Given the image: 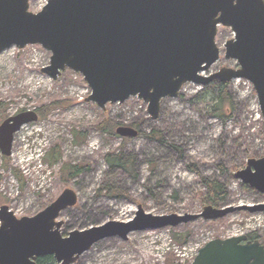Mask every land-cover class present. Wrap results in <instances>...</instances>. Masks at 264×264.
Listing matches in <instances>:
<instances>
[{
    "label": "rangeland",
    "instance_id": "1",
    "mask_svg": "<svg viewBox=\"0 0 264 264\" xmlns=\"http://www.w3.org/2000/svg\"><path fill=\"white\" fill-rule=\"evenodd\" d=\"M28 1L29 10L37 12L47 0ZM232 37L230 28L218 26L215 41L220 55L206 75L237 66L235 60L224 57V43ZM49 57L50 52L38 44L0 52V122L25 110L38 114L36 121L14 134L8 159L0 154V206L7 205L16 217L34 215L67 187L75 190L78 201L60 214L64 236L110 220L127 221L139 204L153 215L197 214L207 205L199 199L204 190L202 177L225 184L227 197L220 207L264 202L262 193L243 188L234 178L249 158L264 156V124L249 81L228 82L232 105L225 120L195 107L193 100L203 86L193 83H186L176 98H163L159 115L152 120L146 104L136 97L106 104L104 109L85 102L89 90L80 73L65 69L52 79L41 72ZM203 97L205 101L212 98L208 93ZM53 103L60 104L52 107ZM103 119L117 122L114 130L131 126L141 134L120 137L100 131L96 124ZM73 129L85 135L76 139ZM55 145L61 158L51 165L45 156ZM120 149L133 157L131 172L109 167L104 161L105 154ZM66 163L84 168L66 179L61 173ZM107 185L113 187L111 193ZM237 229L256 232L264 245V213L240 210L216 220L197 218L176 227L132 231L125 240L110 236L94 243L71 264L191 262L206 242L225 238ZM175 234L186 240H175ZM47 264L60 263L52 259Z\"/></svg>",
    "mask_w": 264,
    "mask_h": 264
},
{
    "label": "water",
    "instance_id": "2",
    "mask_svg": "<svg viewBox=\"0 0 264 264\" xmlns=\"http://www.w3.org/2000/svg\"><path fill=\"white\" fill-rule=\"evenodd\" d=\"M218 26L233 37L224 43V57L237 66L208 72L219 59ZM38 44L50 52L41 68L52 79L70 69L90 88L86 102L104 109L137 97L157 119L160 102L176 98L185 83L205 86L213 81H249L257 96L264 124V0H47L37 12L28 0H0V52ZM34 110L10 115L0 122V154L12 153L14 134L36 121ZM120 137H136L137 129L118 126ZM234 178L264 195V156L249 158ZM78 201L64 188L46 207L31 216L16 217L0 206V264H38L52 256L73 263L97 241L132 231L176 227L197 218L216 220L240 210L264 213L257 204L205 205L197 214L153 215L139 204L127 221L110 220L85 230L61 234L60 214ZM188 264H264V245L247 235L214 238Z\"/></svg>",
    "mask_w": 264,
    "mask_h": 264
},
{
    "label": "trees",
    "instance_id": "3",
    "mask_svg": "<svg viewBox=\"0 0 264 264\" xmlns=\"http://www.w3.org/2000/svg\"><path fill=\"white\" fill-rule=\"evenodd\" d=\"M228 82H220L213 81L209 84L202 87L200 92L197 94V97L193 100V104L195 107L203 111L204 113L210 114V116L217 117L219 119L225 120L229 115L230 106L232 105L231 98L229 97L227 91ZM208 93L211 95V100L205 101L204 95ZM60 103H53L52 107L58 106ZM51 107V105H50ZM40 116H43V109H39ZM47 110L45 111L44 116L46 115ZM115 124L117 122H113L108 119H103L102 121L96 124V127L100 131H106L112 135L115 134ZM264 129V126H262ZM72 134L74 138H79L85 135L84 131H78L76 129L72 130ZM138 134H141L138 131ZM157 134V133H156ZM82 135V136H81ZM61 158V153L59 151V147L55 145L53 148H50V151L46 153L45 159L49 164L57 163ZM3 159H8L3 156ZM104 161L109 167H116L124 171L131 172L133 166V157L131 155H125L120 149V151L115 153H107L104 155ZM84 167L79 164L66 163L62 165L61 173L66 174V179L76 177ZM19 177V175H18ZM202 186L204 190L199 193V199L203 204L213 205L215 207H220V204L223 203L227 197V190L224 183L220 182L217 179H211L207 177L201 178ZM243 188L252 189L246 184L240 183ZM102 187H100V190ZM105 189H108V193H111L113 187L105 186ZM247 238L249 240H258V236L256 232H251L247 234ZM174 239L183 243L186 240L185 236L182 235H174ZM262 244V243H261ZM52 256H41L36 259L38 264H47L52 261ZM185 263H175V264H187Z\"/></svg>",
    "mask_w": 264,
    "mask_h": 264
},
{
    "label": "built area",
    "instance_id": "4",
    "mask_svg": "<svg viewBox=\"0 0 264 264\" xmlns=\"http://www.w3.org/2000/svg\"><path fill=\"white\" fill-rule=\"evenodd\" d=\"M241 234H245V232L243 230L237 229L235 232H232L231 234L227 235V237L235 236V235H241Z\"/></svg>",
    "mask_w": 264,
    "mask_h": 264
}]
</instances>
